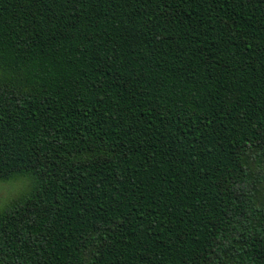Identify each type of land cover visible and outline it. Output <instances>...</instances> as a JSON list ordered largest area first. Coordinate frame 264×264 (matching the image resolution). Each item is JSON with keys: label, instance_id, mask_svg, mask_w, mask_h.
<instances>
[{"label": "trees", "instance_id": "trees-1", "mask_svg": "<svg viewBox=\"0 0 264 264\" xmlns=\"http://www.w3.org/2000/svg\"><path fill=\"white\" fill-rule=\"evenodd\" d=\"M0 264H264V0H0Z\"/></svg>", "mask_w": 264, "mask_h": 264}, {"label": "rangeland", "instance_id": "rangeland-1", "mask_svg": "<svg viewBox=\"0 0 264 264\" xmlns=\"http://www.w3.org/2000/svg\"><path fill=\"white\" fill-rule=\"evenodd\" d=\"M30 185L31 180L27 176L0 181V211L16 199L25 195L29 190Z\"/></svg>", "mask_w": 264, "mask_h": 264}, {"label": "snow or ice", "instance_id": "snow-or-ice-1", "mask_svg": "<svg viewBox=\"0 0 264 264\" xmlns=\"http://www.w3.org/2000/svg\"><path fill=\"white\" fill-rule=\"evenodd\" d=\"M0 179H4L3 177H0Z\"/></svg>", "mask_w": 264, "mask_h": 264}]
</instances>
